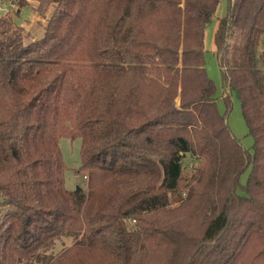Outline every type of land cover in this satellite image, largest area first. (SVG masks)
<instances>
[{
  "label": "trees",
  "instance_id": "trees-1",
  "mask_svg": "<svg viewBox=\"0 0 264 264\" xmlns=\"http://www.w3.org/2000/svg\"><path fill=\"white\" fill-rule=\"evenodd\" d=\"M36 1L39 38L0 15V264H264V0H228L213 37L251 152L205 67L219 0Z\"/></svg>",
  "mask_w": 264,
  "mask_h": 264
},
{
  "label": "rangeland",
  "instance_id": "rangeland-1",
  "mask_svg": "<svg viewBox=\"0 0 264 264\" xmlns=\"http://www.w3.org/2000/svg\"><path fill=\"white\" fill-rule=\"evenodd\" d=\"M10 0H0V15L2 11L7 10V14L11 15L14 22L22 27L25 40L30 41L32 38H39L44 32L46 20L49 15L48 12L52 9L50 7L44 13H39L34 8V0H30V3L22 7L16 6L11 8L8 4ZM7 3V4H4ZM12 3V2H11ZM228 0H219L216 10L211 19L206 23L204 29V49H205V67L208 76L215 84L216 91V103L220 112L225 113L226 122L229 131L234 138L238 141L243 149L246 151H252V137L247 133V126L243 119L240 107V101L234 91L230 90L229 85L223 79L222 69L219 65L217 54L215 53V45L213 41L214 32L217 27L219 17H221L227 8ZM37 6V5H36ZM3 8V9H2ZM20 8V9H19ZM19 9L17 14L16 10ZM3 14V13H2ZM38 17V19H36ZM229 44L232 43V36L227 38ZM260 64L264 69V36L260 43ZM221 52H218L220 55ZM229 55V53L227 54ZM228 96L229 107L226 110L224 97ZM80 143L79 136L67 137L61 136L59 138L60 153L65 164L64 170V185L68 189H74L78 186H84L86 178H83L78 174L77 169L80 165ZM184 163H188L191 167V159L186 157L183 160ZM187 170V168H186ZM249 173V167L245 168L243 172L238 176V181L244 183ZM172 197V196H171ZM172 204L178 203V199L172 197ZM70 239H66L65 243H69ZM60 248V243L56 245V250Z\"/></svg>",
  "mask_w": 264,
  "mask_h": 264
},
{
  "label": "crops",
  "instance_id": "crops-1",
  "mask_svg": "<svg viewBox=\"0 0 264 264\" xmlns=\"http://www.w3.org/2000/svg\"><path fill=\"white\" fill-rule=\"evenodd\" d=\"M34 2H35L34 8H36L37 1L34 0ZM28 3H30V0H27V4H28ZM4 4H7V3H4ZM8 4H9V6H10L11 8H15V7L17 6L15 3H11V2H8ZM27 4H26V5H27ZM19 9H20V8H19ZM19 9H18L17 14L19 13ZM51 10H52V9H51ZM51 10H50V12L47 13V15H50ZM47 18H48V17H47ZM36 19H38V17H36ZM46 22H47V20H46ZM33 39H36V38H32L31 40H33Z\"/></svg>",
  "mask_w": 264,
  "mask_h": 264
},
{
  "label": "built area",
  "instance_id": "built-area-1",
  "mask_svg": "<svg viewBox=\"0 0 264 264\" xmlns=\"http://www.w3.org/2000/svg\"><path fill=\"white\" fill-rule=\"evenodd\" d=\"M3 9V8H2ZM3 13V14H2ZM1 15H6L7 14V10L6 11H2Z\"/></svg>",
  "mask_w": 264,
  "mask_h": 264
}]
</instances>
